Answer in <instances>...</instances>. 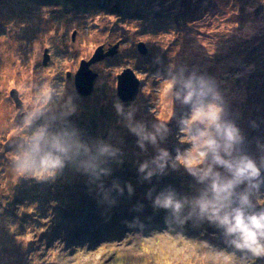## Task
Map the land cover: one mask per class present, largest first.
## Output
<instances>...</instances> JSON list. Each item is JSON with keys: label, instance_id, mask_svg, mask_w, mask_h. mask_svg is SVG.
Segmentation results:
<instances>
[{"label": "rangeland", "instance_id": "1", "mask_svg": "<svg viewBox=\"0 0 264 264\" xmlns=\"http://www.w3.org/2000/svg\"><path fill=\"white\" fill-rule=\"evenodd\" d=\"M141 43L146 54L138 50ZM115 46L112 56L89 66L97 76L92 94L81 97L74 84L81 62L99 48L107 53ZM260 54L264 0H0V264H228L223 253L233 249L223 242L222 229L195 220L170 227L165 211L152 207L161 192L191 198L208 183H197L179 162L172 167L177 155L195 148L203 126L179 130L187 108L173 101L163 73L171 65H186L212 77L226 102V119L244 135L233 156L248 154L259 165L264 95L258 97L249 77L262 63L250 60ZM125 69L140 81L129 103L117 97V76ZM49 86L64 99L71 96L76 112L34 118L32 127L50 122V130H58L68 127L61 123L67 121L88 151L81 148L55 178L38 179L20 175L13 159L24 134L21 117ZM117 100L121 115L114 108ZM130 106L135 111L129 120ZM138 122L147 131H153L152 122L170 128L167 134L161 130L165 140L157 136V145L170 154L163 173L151 162L155 148L144 141L145 150L140 149L125 126ZM104 145L109 152L100 151ZM81 161L89 165L86 171L76 169ZM145 161L148 168L138 172ZM149 170L154 174L144 179ZM246 186L248 181L242 182L235 192ZM259 191L264 194V183ZM255 192L249 187V199ZM255 202L264 207V196Z\"/></svg>", "mask_w": 264, "mask_h": 264}, {"label": "clouds", "instance_id": "2", "mask_svg": "<svg viewBox=\"0 0 264 264\" xmlns=\"http://www.w3.org/2000/svg\"><path fill=\"white\" fill-rule=\"evenodd\" d=\"M197 72L195 67L189 69L186 65H171L163 77L173 101H179L187 108L188 115L180 120L184 127L179 130L186 133L193 125L203 126L194 138L195 148L177 155L172 167L175 170L179 162L187 175L194 177L197 183L205 180L208 183L198 196L191 198L187 195L177 198L174 191L161 192L152 201V207L165 211V224L170 227H183L195 220L199 224L206 222L211 227L222 229L223 242L233 249L230 253H223L228 264H256V261L264 260V207H258L255 202L264 196L259 191L260 184L264 183L261 179L264 156L259 157V165L248 154L233 156L234 151L240 153L238 146L244 140V135L234 121L226 119V102L217 91L216 81L206 74L198 75ZM63 97L62 91L56 92L49 86L47 95L39 98L21 117L20 127L24 134L15 145L13 159V166L20 175H32L38 179L55 178L67 165L75 162L81 148L88 151L79 139L78 129L67 121L61 120L68 127L58 130H50V122L32 127L34 118L50 113L53 114V120L57 112L61 118L73 115L76 106L72 104V97ZM114 108L117 115H121L123 105L118 100ZM129 109L127 119L130 120L135 109L131 106ZM125 126L136 136V144L140 149L145 150L144 141L155 148L157 155L151 162L163 173L170 154L167 149L157 145V136L160 141L165 140L166 135L160 133L163 129L167 134L170 131L168 125L152 122L153 131H147L143 122H138L136 126L126 123ZM256 144L258 148L264 147L259 140ZM100 151L109 152V146L104 145ZM214 166L223 169V172L214 170ZM81 167L86 171L89 165L81 161L76 169L79 171ZM147 168L148 162L145 161L139 165L138 172H145ZM153 174L149 170L144 179H149ZM244 181H248V186L237 194L235 189ZM249 187L256 189L254 199H249ZM128 191L131 193V186ZM186 207L188 210L185 214Z\"/></svg>", "mask_w": 264, "mask_h": 264}, {"label": "water", "instance_id": "3", "mask_svg": "<svg viewBox=\"0 0 264 264\" xmlns=\"http://www.w3.org/2000/svg\"><path fill=\"white\" fill-rule=\"evenodd\" d=\"M115 48L116 46L113 48V50L107 53H103L99 48V50L90 60L81 62L80 68L77 71L74 80L76 92L81 97L87 98L92 94L94 80L97 76L89 69V66L92 63L104 59V57L106 56H112L115 53ZM138 50L141 54H146L147 52L146 47L142 43L139 44ZM46 61H48V57L45 58L44 64L46 63ZM139 86L140 81L137 79L134 73L130 69H125L121 74L117 76V97L123 103H129L133 101L139 91ZM10 95L12 96L18 109H21L22 103L18 98L17 92L15 90H12L10 92Z\"/></svg>", "mask_w": 264, "mask_h": 264}, {"label": "trees", "instance_id": "4", "mask_svg": "<svg viewBox=\"0 0 264 264\" xmlns=\"http://www.w3.org/2000/svg\"><path fill=\"white\" fill-rule=\"evenodd\" d=\"M253 57V56H251ZM262 60V63H255L254 60ZM250 63H253L254 65L256 64H260L264 66V54H260L259 56L256 55L252 60H250ZM260 65H256V69L254 71V73H251L250 77H249V83L250 80H252L254 89H257V94L258 97L263 96L264 95V70L263 68L260 69Z\"/></svg>", "mask_w": 264, "mask_h": 264}, {"label": "flooded vegetation", "instance_id": "5", "mask_svg": "<svg viewBox=\"0 0 264 264\" xmlns=\"http://www.w3.org/2000/svg\"><path fill=\"white\" fill-rule=\"evenodd\" d=\"M84 98V97H83Z\"/></svg>", "mask_w": 264, "mask_h": 264}]
</instances>
